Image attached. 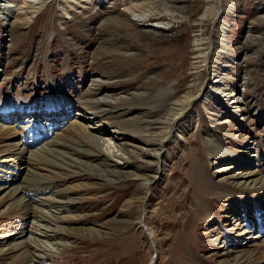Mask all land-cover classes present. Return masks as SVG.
<instances>
[{
    "label": "rangeland",
    "instance_id": "obj_1",
    "mask_svg": "<svg viewBox=\"0 0 264 264\" xmlns=\"http://www.w3.org/2000/svg\"><path fill=\"white\" fill-rule=\"evenodd\" d=\"M78 1L49 0L30 21L21 24L5 25L6 13L0 11V109L8 97L17 108L31 97L35 100L26 105L45 108L50 97L48 80L52 79L74 105L81 99L88 109L122 106L102 116L110 122L107 128L157 149L156 140L148 145L141 138L144 125L155 124L166 99L170 104L183 98L204 81L207 87L203 98L194 101L192 110L177 124L183 138L173 136L161 148L165 150L163 171L142 190L138 181L113 183L95 174L98 171L74 163L59 171L53 182L40 181L38 186L25 189L46 195L62 190L61 214L68 216L59 221L66 229L56 231V237L66 242L39 264H264V246L260 245L264 237L249 246L248 258L236 261L226 258L220 239L224 229L236 230L234 221L224 216L225 210L250 196L263 200L264 186L216 182L218 168L234 159V153L244 155L246 143L253 147V154H264V0H223L221 21L229 27L221 39L213 34L218 21L213 16L201 18L206 0H186L183 13L168 17V26L173 29L165 36L133 25L127 11L123 24L112 20L130 7L127 0H116L127 5H120L121 11L116 5L104 14H80L90 8L89 3L74 13ZM11 2L21 10L29 7L26 0ZM91 5L93 12L102 10ZM154 19L155 15L150 17V21ZM197 37L213 40L208 72L195 62ZM213 82L216 88L210 86ZM89 83L98 94L85 92ZM7 92L11 94L6 96ZM105 92L124 95V103L101 100L97 105L91 101V96L102 98ZM239 94H243L241 102L232 98ZM57 99L61 100L56 94ZM130 118L136 119L134 123ZM213 136L231 153L213 151L207 143ZM59 138L71 140L73 145L72 138ZM8 140V135H0L3 156L9 153ZM123 142L127 149L133 148ZM211 151L214 153L207 154ZM145 153L152 155V150ZM146 160H133L131 170L154 176L157 168L147 166ZM261 174L264 177V163L256 170L258 178ZM0 175L2 178L1 167ZM132 197L134 203L127 205ZM10 198L6 195L0 199V211L7 209ZM5 211L0 216V264H27L8 243L18 238L30 216L23 209ZM44 222L54 227L56 219L47 217Z\"/></svg>",
    "mask_w": 264,
    "mask_h": 264
},
{
    "label": "bare ground",
    "instance_id": "obj_2",
    "mask_svg": "<svg viewBox=\"0 0 264 264\" xmlns=\"http://www.w3.org/2000/svg\"><path fill=\"white\" fill-rule=\"evenodd\" d=\"M185 1L145 0L139 3H132L130 7L127 6L122 9L123 12L120 10L121 13L112 20H117L123 24L125 22L124 13L127 11L131 16L129 20L133 25L144 26L142 28L153 31L157 35L165 36L173 29L172 25L168 26V17L172 14L183 13L188 6ZM47 2L49 0H26L25 5L29 7L26 10H21L18 8L17 3L14 4L11 0H0V11L6 13L5 25L9 23L21 24L25 21H30L33 13L38 12ZM106 2V0H89L90 4H96V10L103 9L106 4H109ZM206 2L207 4L202 10L201 18L213 16L218 21L213 34L218 35L221 39L229 27L227 22L221 21L223 0H206ZM21 13H25V15L22 16ZM154 15L157 19L150 21V17ZM11 19L13 20L11 21ZM47 36L49 38L52 37L51 34ZM194 40V44L196 45L194 49L197 54L195 62L201 70L208 72L207 62H209L208 59L211 55L210 48L212 50L213 40H209V37L207 39L197 37ZM93 79L102 81L101 77ZM94 80L92 82L96 85ZM214 82L210 86L214 85L216 88L217 84ZM47 87L50 97L49 103L45 108H41L40 104L26 105L35 100L33 97L23 104V106L17 108V106L10 104L11 97H8L5 105L0 109V135L9 136L8 143L6 144L9 147L8 155L3 156L0 148V167L3 170V177L0 178V199L6 197V195H10L11 197L7 209L4 208L0 211V216L5 210L9 211L12 208L23 209L27 217L30 216L25 221L27 225L25 229H22L18 236L19 239L15 238L14 240L12 238V241L8 243L9 246H12L10 249L13 248L16 255L19 258L25 259L27 264H39L41 259L45 258V255L60 250V246L66 241L63 240L64 238H57L56 231L59 227H62L63 230L66 229L59 221L67 219L68 216L61 214L60 203L64 201L60 196L62 190L46 195V192L37 193V190L34 193L25 190L26 188L38 186L40 181L53 182V178H56L60 173L59 171L66 170L68 163H74L82 165V167H86L90 171H98L95 174H102L106 177V181L113 183L121 179L128 183L138 181L139 190H142L143 187L145 188L148 184L154 182L156 176H158L157 174L163 171L164 167H162L163 163L161 164V157L165 150L161 148L173 136L183 138L178 133L179 128H177V124L189 110H192L191 107L194 101L203 98V90L207 86L204 81L195 92H188L182 95L183 98L174 99L170 104H167L166 99L161 104L164 108L155 124L144 125V137L140 135L141 138L148 141V145L152 140H156L157 145L159 144L156 147L157 149L147 148V146L140 144L139 139L135 140L128 135L120 137L118 136V132L121 131L115 128H107V124H110V122L102 116L111 114L118 108L122 109V106L114 105L108 108L88 109L86 101H82L81 99L75 105L72 104L52 79L48 80ZM56 89H59L61 92V104L56 101ZM164 90H167L168 93L171 91L168 86H165ZM85 92L94 95L98 94L97 89L92 86V83L88 84ZM167 92L166 94H168ZM242 96L241 94L236 97L233 95L232 98L241 102L243 100ZM91 97V101L98 103L97 105L100 104L101 100H109L110 102H117L119 100L120 103H124V95L115 96L113 93L106 94L105 92L102 98L95 97L93 99V96ZM49 108L52 110L48 111ZM107 117L110 116L107 115ZM130 120L136 119L130 118ZM155 128H157V131ZM59 136L62 138H72L73 145H71V140H64L59 138ZM124 140L131 144L133 148L127 149V147L123 146ZM207 143L210 144L213 151L221 150L226 154L231 153V151L219 145L214 136ZM243 148L245 150L244 155L234 153V159L218 168L217 171L220 174H217L219 178L216 182L225 180L226 182H235V184L243 187L264 186L262 174L259 178L256 176V170L259 169L261 163H264V154L262 157L253 154V147L248 143ZM148 149L152 150V155L145 153V150ZM213 151L207 154L214 153ZM100 156L104 159H100ZM142 158L147 159V166H156L157 171L154 176H146L144 172L137 173L135 170H131L133 167L132 161H139ZM120 164H122L123 168L120 167ZM111 166L113 167L111 168ZM118 167H120V170H118ZM56 194H59V196ZM176 196L178 198V195ZM262 196H264V192ZM134 200V197L128 198L126 204L131 205L134 203ZM257 209H259L258 214ZM224 216L228 221H234L235 225L233 223L231 225L236 229L235 232L224 229L220 236V239H223H221L223 241L221 248H224L223 251L226 254V258H230L231 261H236L242 257L248 258L247 255L251 251L249 246L256 239L261 238L262 236L258 233L262 229L264 231V199L260 200L252 196L247 197L240 201L238 205L227 208ZM47 217L50 220L56 219L54 227L48 224L45 225L44 219H47ZM255 225L260 227L258 231H256ZM141 226L146 229L148 235H151V231L144 223ZM221 227L224 228L222 225ZM51 232H54V234ZM230 233L233 234L232 237ZM260 245L264 246V240ZM235 249L239 250L234 251Z\"/></svg>",
    "mask_w": 264,
    "mask_h": 264
}]
</instances>
